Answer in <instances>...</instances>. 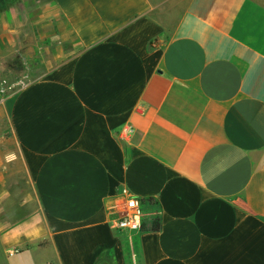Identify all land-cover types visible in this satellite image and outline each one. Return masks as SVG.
I'll use <instances>...</instances> for the list:
<instances>
[{"label": "crops", "instance_id": "1", "mask_svg": "<svg viewBox=\"0 0 264 264\" xmlns=\"http://www.w3.org/2000/svg\"><path fill=\"white\" fill-rule=\"evenodd\" d=\"M37 10L0 106V264H264V0ZM127 197L154 202L136 233L111 228Z\"/></svg>", "mask_w": 264, "mask_h": 264}, {"label": "rangeland", "instance_id": "2", "mask_svg": "<svg viewBox=\"0 0 264 264\" xmlns=\"http://www.w3.org/2000/svg\"><path fill=\"white\" fill-rule=\"evenodd\" d=\"M23 3H22V2ZM48 0H0V81L6 84L17 81L21 78V72L30 69V58L33 56V33L32 22L21 20L23 10L31 13V19L38 15L37 8L50 4ZM50 1V0H49ZM22 3V4H21ZM34 12V13H33ZM19 32L15 35L12 43V51L8 52L9 43L4 36L5 32ZM31 45L32 51L19 54L18 50ZM32 61V60H31ZM26 65V70H24ZM20 69V70H19ZM1 96V95H0ZM1 106V105H0ZM144 212V206L142 205Z\"/></svg>", "mask_w": 264, "mask_h": 264}, {"label": "built area", "instance_id": "3", "mask_svg": "<svg viewBox=\"0 0 264 264\" xmlns=\"http://www.w3.org/2000/svg\"><path fill=\"white\" fill-rule=\"evenodd\" d=\"M22 82L6 84L0 81V105L6 96L14 92L15 88L22 86ZM143 209L141 202L135 197H127L123 203L121 214L111 221V228L116 232L136 233L142 228Z\"/></svg>", "mask_w": 264, "mask_h": 264}, {"label": "trees", "instance_id": "4", "mask_svg": "<svg viewBox=\"0 0 264 264\" xmlns=\"http://www.w3.org/2000/svg\"><path fill=\"white\" fill-rule=\"evenodd\" d=\"M48 3L50 2L49 0L47 1ZM141 204L147 203L149 205H152L154 202L151 199H146V200H141ZM160 229V223L159 219L156 218L153 222V226L151 227V231L157 232Z\"/></svg>", "mask_w": 264, "mask_h": 264}, {"label": "water", "instance_id": "5", "mask_svg": "<svg viewBox=\"0 0 264 264\" xmlns=\"http://www.w3.org/2000/svg\"><path fill=\"white\" fill-rule=\"evenodd\" d=\"M33 47L31 45H27L25 47H23L22 49H20L18 52L19 54H25L28 51H32Z\"/></svg>", "mask_w": 264, "mask_h": 264}]
</instances>
